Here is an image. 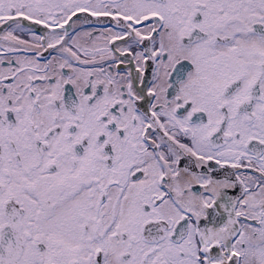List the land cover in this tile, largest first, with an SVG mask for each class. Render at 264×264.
Segmentation results:
<instances>
[{
	"label": "snow or ice",
	"instance_id": "1",
	"mask_svg": "<svg viewBox=\"0 0 264 264\" xmlns=\"http://www.w3.org/2000/svg\"><path fill=\"white\" fill-rule=\"evenodd\" d=\"M0 264H264V0H0Z\"/></svg>",
	"mask_w": 264,
	"mask_h": 264
}]
</instances>
